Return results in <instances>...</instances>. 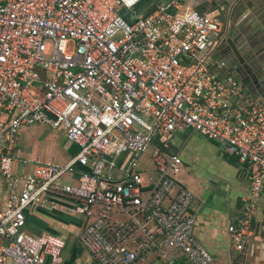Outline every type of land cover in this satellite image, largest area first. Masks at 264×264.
I'll list each match as a JSON object with an SVG mask.
<instances>
[{"label":"built area","instance_id":"obj_1","mask_svg":"<svg viewBox=\"0 0 264 264\" xmlns=\"http://www.w3.org/2000/svg\"><path fill=\"white\" fill-rule=\"evenodd\" d=\"M141 1L0 0V175L8 191L0 264L61 261L62 238L23 229L25 209L50 195L78 202L74 211L87 218L78 240L97 264L172 263L171 251L211 264L195 234L194 194L177 180L181 156L167 151L185 129L248 165L249 192L227 229L237 250L252 234L264 189V100L247 97L234 75L209 72L218 14L182 12L188 0L139 13ZM33 123L62 131L78 150L64 164L34 161L31 172L14 173L10 150L19 128ZM73 174L76 181L64 180Z\"/></svg>","mask_w":264,"mask_h":264},{"label":"crops","instance_id":"obj_2","mask_svg":"<svg viewBox=\"0 0 264 264\" xmlns=\"http://www.w3.org/2000/svg\"><path fill=\"white\" fill-rule=\"evenodd\" d=\"M161 1L164 0H143L137 6L148 11ZM191 9L219 12L212 1L206 0H188L182 12ZM251 57L257 63H264V45L258 46ZM254 96L261 99L259 95ZM77 150V145L62 131L40 123L24 125L19 128L15 145L10 150L15 158L12 170L19 174L29 173L34 161L64 164ZM167 151L178 152L181 156V176L177 180L194 194L191 210L196 220L195 234L213 255L211 264H264V189L257 203L252 234L246 238L242 250L235 249L227 229L239 216L243 199L249 192L248 165L240 163L229 153L224 143L191 129L175 132L167 144ZM77 168L80 169L78 165ZM64 180L74 182L76 174L65 175ZM7 193L5 180L0 175V204L5 203ZM77 204L71 198L50 195L45 205L25 209L23 229L26 232L52 234L64 240L61 261L52 263L49 257H45L44 264H97L78 240L87 218L74 211ZM168 256H172L174 262L157 256L141 264H192L178 251H171Z\"/></svg>","mask_w":264,"mask_h":264},{"label":"water","instance_id":"obj_3","mask_svg":"<svg viewBox=\"0 0 264 264\" xmlns=\"http://www.w3.org/2000/svg\"><path fill=\"white\" fill-rule=\"evenodd\" d=\"M212 4L219 8L222 28L216 33L209 72L216 78L234 75L243 85L247 97L259 95L264 100V63H257L251 57L258 46L264 45V0H212ZM135 9L147 13L152 8L143 11L136 6ZM121 13L127 14L124 10ZM128 18L131 20L134 15Z\"/></svg>","mask_w":264,"mask_h":264},{"label":"rangeland","instance_id":"obj_4","mask_svg":"<svg viewBox=\"0 0 264 264\" xmlns=\"http://www.w3.org/2000/svg\"><path fill=\"white\" fill-rule=\"evenodd\" d=\"M183 169H185V167H183ZM180 173H181V171L177 174V177H180L181 176Z\"/></svg>","mask_w":264,"mask_h":264},{"label":"flooded vegetation","instance_id":"obj_5","mask_svg":"<svg viewBox=\"0 0 264 264\" xmlns=\"http://www.w3.org/2000/svg\"><path fill=\"white\" fill-rule=\"evenodd\" d=\"M221 28H222V26H221ZM221 30V29H220Z\"/></svg>","mask_w":264,"mask_h":264}]
</instances>
